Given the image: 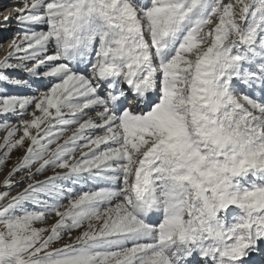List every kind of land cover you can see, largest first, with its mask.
Returning <instances> with one entry per match:
<instances>
[{"label": "snow or ice", "instance_id": "6c2138e0", "mask_svg": "<svg viewBox=\"0 0 264 264\" xmlns=\"http://www.w3.org/2000/svg\"><path fill=\"white\" fill-rule=\"evenodd\" d=\"M12 21L0 264H264V0H19Z\"/></svg>", "mask_w": 264, "mask_h": 264}, {"label": "rangeland", "instance_id": "374dc122", "mask_svg": "<svg viewBox=\"0 0 264 264\" xmlns=\"http://www.w3.org/2000/svg\"><path fill=\"white\" fill-rule=\"evenodd\" d=\"M18 2L19 0H0V20H2L4 14L11 13L13 10V6L17 4ZM10 23H11V27L7 31H0V44L4 43L5 40L11 39L12 35L15 33V29H16L15 22L12 21ZM6 51H7L6 45L3 48H0V58H3V56L6 54ZM9 91L12 92V91H25V90L9 89ZM3 119L4 117H0V120H3ZM2 135L3 133H0V136ZM20 155H22L21 152L13 153L12 161L9 162L8 168H11L12 163ZM48 174L50 173H45V175H48ZM37 179H43V176H38ZM21 187H23V185H21ZM16 190H19V189H16Z\"/></svg>", "mask_w": 264, "mask_h": 264}]
</instances>
